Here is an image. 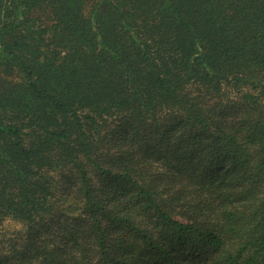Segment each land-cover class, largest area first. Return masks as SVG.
I'll list each match as a JSON object with an SVG mask.
<instances>
[{"label": "trees", "instance_id": "1", "mask_svg": "<svg viewBox=\"0 0 264 264\" xmlns=\"http://www.w3.org/2000/svg\"><path fill=\"white\" fill-rule=\"evenodd\" d=\"M0 264H264V0H0Z\"/></svg>", "mask_w": 264, "mask_h": 264}, {"label": "rangeland", "instance_id": "2", "mask_svg": "<svg viewBox=\"0 0 264 264\" xmlns=\"http://www.w3.org/2000/svg\"><path fill=\"white\" fill-rule=\"evenodd\" d=\"M66 202H70L72 200V196L65 199ZM66 202L62 201V204H67ZM73 202V201H72ZM60 209H66V206L62 205ZM63 212H66V210H63ZM23 224L19 223L15 220H7L4 224V231L6 233L5 239H11L17 237L20 232H23Z\"/></svg>", "mask_w": 264, "mask_h": 264}]
</instances>
